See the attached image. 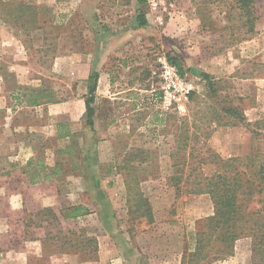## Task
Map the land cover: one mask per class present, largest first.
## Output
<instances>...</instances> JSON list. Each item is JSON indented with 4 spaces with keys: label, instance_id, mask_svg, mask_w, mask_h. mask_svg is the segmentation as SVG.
<instances>
[{
    "label": "rangeland",
    "instance_id": "obj_1",
    "mask_svg": "<svg viewBox=\"0 0 264 264\" xmlns=\"http://www.w3.org/2000/svg\"><path fill=\"white\" fill-rule=\"evenodd\" d=\"M234 1L146 0L141 12L148 23L138 27V0H0V65L8 73V67L21 64L28 68L20 76L38 80V86L20 88L33 109L13 102L23 124L28 123L25 117L30 111L37 116L36 132L9 136V152L34 175L39 171L61 181L81 177L88 192L85 197L75 182L68 190L79 195L76 203L87 201L90 208L79 205L93 215L59 227L48 224L51 218L28 214L18 206L1 208L0 264H259L250 237L238 239L233 251L213 242L198 253V233L205 230L204 221L215 215L214 204L207 194L175 198L168 181L176 166L210 155L227 160L250 152L264 154V0H256L257 33L243 41L240 12L231 11ZM118 15L126 18L117 26L145 31L112 41L109 34L114 24H120L114 23ZM102 41L105 47L112 43L108 50L116 52L109 63L118 66L114 92L122 99L115 106L94 103L96 111L102 107L109 125L101 122L97 129L95 114L91 131L86 126L85 102L80 101L88 96L85 77L97 68L98 42ZM246 41L250 42L248 54L240 58L239 46ZM168 55L181 62L191 91L188 100L177 102L165 93L161 59ZM225 66L231 73L233 68L236 71L225 77ZM10 76L8 88L14 90L17 74ZM127 81L136 89L122 92ZM147 85L151 91H139ZM49 101L55 104L51 110ZM66 102H72L71 110L60 108ZM229 106L246 111V122L223 112ZM65 111L73 113L72 122L68 117L48 116ZM257 112L261 118L249 122ZM57 120L62 122L54 124ZM48 124L57 128L55 134L47 130ZM222 124L230 125V130H225L226 138L214 141V132ZM70 127L75 129L71 136L66 135ZM185 137L189 141L181 143L186 144L183 159L178 147ZM223 143L226 150L218 151L216 147ZM87 161L93 163V175L87 180L90 187L85 181ZM22 167L5 169L0 179L11 181ZM213 168L208 164L204 171L211 173ZM14 183L8 182L10 188ZM137 189L148 200L149 211ZM71 206L75 205L61 212ZM253 206L260 205L254 202ZM40 225L46 227L36 232L34 226Z\"/></svg>",
    "mask_w": 264,
    "mask_h": 264
},
{
    "label": "trees",
    "instance_id": "obj_2",
    "mask_svg": "<svg viewBox=\"0 0 264 264\" xmlns=\"http://www.w3.org/2000/svg\"><path fill=\"white\" fill-rule=\"evenodd\" d=\"M138 2L140 12L137 16V25L138 27H144L148 21L147 17L141 12V6L146 4V0H138ZM234 2L235 6L231 7V11L236 9L240 12L241 25L239 30L243 35L241 38V41H243L257 33L256 23L259 16H257L256 0H235ZM1 15L3 14L1 13ZM168 60L184 76L185 71L181 62L169 55ZM203 78L209 82L211 91L215 93V86L209 81V75L205 74ZM98 82L99 73L97 70H93L88 78V96L85 101L86 126L90 127L91 131H94V117L96 114L94 103ZM53 102L49 101L47 103ZM222 110L227 115L238 119L240 123L246 122V117L240 108L229 106ZM231 125H235V123ZM188 141L189 137H185L181 140L180 147H178V154H183V159L187 157V154L183 153L186 144L181 146V143H187ZM247 155L244 158L237 157L226 160L215 154L210 155L209 160L204 158L200 162L178 165L175 174L168 181L174 187L176 197L182 194H207L214 204L215 215L204 221L206 224L205 230L198 233L200 236L198 253H201L213 242H219L226 250L233 251L234 244L238 239L250 237L258 263L264 264V154L250 152ZM92 164V161L84 162L85 181L89 187L91 182L87 180L89 176L93 175ZM208 164L215 166L214 171L211 173L204 171V166ZM94 184L92 183V185ZM98 190L100 191V187ZM137 193L148 204L147 209L149 211L150 204L143 192L137 189ZM254 202L260 205L259 208L255 209ZM41 214L51 218L49 220L53 223L47 221L50 226L56 223L59 227H62L64 225L62 221L69 225L68 222L77 221L88 215L89 210L82 205H75L68 208L66 212H61V216L57 215L51 208L37 213L38 216ZM216 248L219 249L220 247ZM220 252L224 253V251Z\"/></svg>",
    "mask_w": 264,
    "mask_h": 264
},
{
    "label": "crops",
    "instance_id": "obj_3",
    "mask_svg": "<svg viewBox=\"0 0 264 264\" xmlns=\"http://www.w3.org/2000/svg\"><path fill=\"white\" fill-rule=\"evenodd\" d=\"M135 13L133 12L132 16H134ZM133 17H131L133 19ZM125 15L124 16H120L118 15L114 20V23H116V21H118L120 24H114L115 27L111 29V33L109 34L111 35L113 38L112 41H116L117 38L121 37V36H126L128 35V33H131V35H135L137 32L141 33L144 32L145 29H140V30H131L128 28L123 27V26H117V25H122L124 19H125ZM148 20V19H147ZM121 21V22H120ZM149 30V29H148ZM116 38V39H115ZM250 42H244L239 46V51H241L239 54H241L242 56H240V58H243L244 54H248V52H246V50H249V46L247 45ZM105 42H98V50H97V68L96 70L99 73V82H98V88H97V92H96V97H95V103L98 104H108V103H112L114 106L115 105H120L121 102H117L118 100H121L122 98H120L119 96V92H114L115 89V81L118 80V75H117V67H113L110 63H109V59L111 56V54H116V52H110L108 50V46L112 43H110L107 47ZM258 45H257V49L255 50V53L257 56H259L260 52L258 51ZM112 50V49H111ZM122 56V53L120 54ZM248 57V56H246ZM238 58V57H237ZM226 63L228 64V62L226 61ZM125 64V62H124ZM229 65V64H228ZM85 67L87 68V66L85 65ZM119 67H123V64H120ZM8 73H7V67L6 66H2L0 65V108H2V111H0V113H2L1 115V131H0V172L4 173L5 169L6 171L11 167H14V171L15 168L16 169H20L22 167V164L16 162L17 157H15L14 155H12L9 152V144H7L8 142V138L11 135H22L23 133H34L36 132V128H35V124H34V119L37 118V116L30 111V113H28L25 117L26 121L28 122L27 124H23L24 123V118L20 117L19 115V108L15 111L14 109L16 107H14V101H18L21 102L23 104H26V107L28 108H34V106H28L27 102L28 100L25 101L24 96L21 93V87L24 89V86H38L35 83L38 80H35V78H27L25 76H20V73H24L25 69L28 67H25L21 64H16V65H12L10 67H8ZM90 68V67H89ZM124 68L129 69L128 66H125ZM122 68V69H124ZM225 77L226 76H231L236 69L233 68V73H231L232 71H230V67L229 66H225ZM17 74V88L14 90H10L8 88V83H9V79H10V74ZM14 72V73H13ZM133 74V73H132ZM217 77H219L218 74H215ZM89 78V74L85 77L86 80H88ZM123 79L120 80V82H122ZM123 89L121 90L122 92H127V91H132L134 89H136V87H132L131 83H129V81H127L126 84L123 85ZM127 87V88H126ZM150 86H145V87H139V91H143V89H145V91H151V88H149ZM137 89V90H138ZM98 96V97H97ZM98 98V100H97ZM84 103L85 100L80 101V103ZM71 104L72 102H66L63 103V106H61L60 108H65L66 110H71ZM55 104H48V110H51L52 107H54ZM99 110L96 111L97 114V120L95 121L96 125H98L97 129L100 127V123L102 122V124L104 125V127H107V125H109L106 121V115H102V107H98ZM252 110L258 111L257 108H253ZM244 116L247 118L249 117L248 113L245 111L244 112ZM19 115V117H18ZM36 116V117H35ZM48 116H53L54 118H60L62 119L63 117H68V119L70 120V122H72V116L73 113L72 112H64V113H53L50 112L48 113ZM261 118V115H259V112L254 113V115H251V117L249 119H247L249 122H253V121H257L258 119ZM81 119V117H79V120ZM13 120V121H11ZM78 120V121H79ZM115 120L112 119L111 122H113ZM60 122L62 121H53V123L55 124H60ZM51 124H48V128L47 130H51L54 134L55 132H57V128L55 126H50ZM228 127H231L228 124H222L214 133V141H216L217 138H221V137H225L228 134L227 131H225L226 129H229ZM230 130V129H229ZM75 131V129H73V127H70V131L69 133H66V135H72ZM4 139V140H3ZM3 140V141H2ZM106 140V137H105ZM213 142V141H212ZM225 142H227V140H225ZM227 145L223 143V147L218 145L216 147V149L218 151H225L226 150ZM49 151V150H48ZM242 153H240L241 155ZM234 155H239V153L234 154ZM13 163V164H12ZM47 164L49 166H54V162L51 161V163L48 162L47 159ZM31 166V165H30ZM23 170L20 173V171L16 170L15 174H18V177H14L15 175H13L12 179L14 182L8 181V178H1L0 179V209L4 208V209H9V208H14L16 206L20 207L21 210L23 212H26L28 214H36L39 211H42L44 209H53L54 212L57 213V215L61 216V211L67 207L72 205H79L82 204L84 206H87V208H90L88 205H86V202H83L82 200L78 203L77 200L79 199V195L75 192H70L71 190L68 189H72L73 187V182H75L76 187L79 189L81 193V197H85V193L87 194L88 192L85 191V189L82 186V178L81 177H65V180H59L57 178H53L50 175H42L41 173H39V171L34 175L32 173L34 172H28L27 167L24 170V167H22ZM21 170V169H20ZM61 179V177H59ZM63 178V177H62ZM8 182L14 183V187L10 188V186L8 185ZM104 186H102V188H104ZM75 198V199H74ZM176 198V196H175ZM18 201L20 202V205L18 204ZM73 201V202H72ZM16 203V204H15ZM114 206V203H113ZM114 208V207H113ZM3 209V210H4ZM93 215H88V216H84L85 218L88 217H92ZM62 218V217H61ZM3 217L0 214V222L2 221ZM83 219V218H82ZM78 220H81L78 219ZM63 224H67L65 221H62ZM73 222V221H72ZM72 222H68V223H72ZM4 225L5 228L7 229L8 227H6V222L4 221ZM2 226V227H1ZM0 227L3 228V222H1ZM34 227H38V229H36V232H38L39 230H41V227H46V225L44 226H34ZM40 227V229H39ZM42 231V230H41ZM0 232H3V229H1ZM38 236V235H37ZM38 238V237H37ZM40 238V237H39ZM42 238V237H41ZM0 247H2L0 245ZM12 264H14L12 262Z\"/></svg>",
    "mask_w": 264,
    "mask_h": 264
},
{
    "label": "built area",
    "instance_id": "obj_4",
    "mask_svg": "<svg viewBox=\"0 0 264 264\" xmlns=\"http://www.w3.org/2000/svg\"><path fill=\"white\" fill-rule=\"evenodd\" d=\"M161 68L165 93L172 95L177 102L188 100L191 91L187 80L179 73L177 67L165 57L161 59Z\"/></svg>",
    "mask_w": 264,
    "mask_h": 264
}]
</instances>
